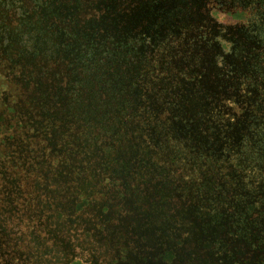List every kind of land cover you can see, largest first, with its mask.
Instances as JSON below:
<instances>
[{"label": "trees", "instance_id": "obj_1", "mask_svg": "<svg viewBox=\"0 0 264 264\" xmlns=\"http://www.w3.org/2000/svg\"><path fill=\"white\" fill-rule=\"evenodd\" d=\"M193 1L176 0V41L202 10L222 13L221 26L244 28L252 62L240 80L236 64L220 61L230 95H203L207 69L192 63L206 45L176 44L189 63L173 72L176 111L156 113L163 88L154 84L172 70L132 45L155 38L166 56L172 37L161 18L149 23L128 0H0V79L21 92L0 101V264H55L81 252L88 264H117V246L118 264H132L134 239L148 244L136 228L172 224L175 206L176 238L187 218L229 237L238 222L264 218V24L248 21L257 12L263 21L264 0ZM234 48L223 41L215 54ZM201 107L214 111L197 117Z\"/></svg>", "mask_w": 264, "mask_h": 264}, {"label": "rangeland", "instance_id": "obj_2", "mask_svg": "<svg viewBox=\"0 0 264 264\" xmlns=\"http://www.w3.org/2000/svg\"><path fill=\"white\" fill-rule=\"evenodd\" d=\"M128 1L130 3L133 2L139 5L141 4L140 8L143 14L145 13V15L148 17L147 19L149 23H154L156 18H161L162 23H164L166 34L169 33L172 37V44H170V46L168 45L169 47H165L168 50V52H165L166 56L161 49L162 46L159 43H156L157 39L155 40V38L150 42L142 43L141 41V43H134V46L132 45V47H136V49L139 47L140 50H147L153 60L159 61L163 71L172 70V72H165L167 75L163 73V75L158 77L160 79L157 81V84L158 82H169L171 84L170 88H173L170 90L171 96L167 95V92H169L168 89L170 88L161 87V85L154 84L155 81H152L154 87L159 88V91L163 88L158 102H153L152 104V110L154 112L161 113L165 112L166 110L176 111V78L178 75L173 72H175L174 70L176 69V64H178L179 61L181 62V57L178 59L176 58V44H188L189 46L192 45L193 48L196 46V42H198V44H203L204 46L206 45L204 58H199L196 60V63H192L193 65L197 66L198 69H207L208 73L205 71V78L203 80V85H205L202 88L203 95H210L208 92L209 88L213 92L212 95L216 98L222 94H229V92L226 91L225 85H223L221 81H218L220 76L224 74L223 70L220 71V61H223V59L227 58L230 61V64H236L238 67L236 70L237 78L240 80L242 78L245 79V72L242 70L243 66H247L248 64L251 65L252 61L250 62L247 59L245 60V53L250 52V50L248 49L245 51L243 47V38H245L243 37L244 28L241 27L242 30H237L233 27L221 26L223 20L222 13H218L214 16L208 13L207 10H202L201 13L204 16V19L200 16H197V20H195L194 23V26L197 28L195 29L188 26L182 27V35L180 36L179 40L176 41V0ZM182 1H185L186 4H190L193 7L196 6V3L193 0ZM259 3L262 2L259 1ZM196 10L194 11V14H197ZM260 14V12H257V14L253 13V15H250L251 17L248 21H251L253 24L257 22L264 24V18H261L263 20L262 22L259 20ZM172 22L173 24L170 25ZM217 34H221V36L217 37ZM206 38H208V42L206 41ZM216 38H220L219 41ZM223 41L233 43L235 46L232 52L231 50L226 52L227 55H225L224 58L220 57L221 55L215 54L217 45ZM182 64L189 66V63L187 62H183ZM198 75L199 78L203 77L200 72H198ZM212 75H215V77ZM193 77H196V75ZM152 79L154 78L152 77ZM262 79L263 76L254 75L255 84H258V82H260ZM150 89H152V86ZM196 93V89H194L192 94ZM19 95H21V92H16L12 88H10V90L7 89V86L2 85V79H0V101L10 100L14 102L15 100L19 99ZM211 111L214 110H211V108L201 107L197 117L205 114L211 115ZM219 112L221 111L219 110ZM207 121L209 122V120ZM210 125H212V123ZM147 194L148 192H146V195ZM174 208V210H171L172 213L169 211V215H172V224H165L166 226H164L163 223L155 224L152 221H145L140 227L136 228V230L139 229L140 231L146 230V234H148V236L145 234L144 239L147 237L148 244L147 241L145 243H141L136 242V239H134L133 246L130 245L131 247L128 253V258H131L130 261L132 264H241V262L245 264H264V218H258V221H251L248 224L244 221L238 222L236 228L233 229L231 227L232 235H230V237L226 232L220 230L217 231V227H212L211 223L208 221L202 220L198 222V220H194L196 217L194 219L187 218L186 221L188 223L185 225L183 223L178 224L180 229L183 227L184 232L183 234L176 233L178 237L176 238L173 230L176 231L177 225L176 220L174 222V219H176V212L181 213V208L179 207L177 210L176 206ZM166 227L170 229V237H165L163 235L164 228ZM239 232L244 234L245 238H249H246L251 242L249 251L245 250L247 248L243 246L244 241L241 238V234H238ZM32 239V245L37 243L34 240V237ZM176 239L178 241H176ZM197 239L207 242V245L203 247L198 243ZM260 241H262V243H258ZM116 248L118 251H110L109 256L112 258V260L117 257L118 264L120 261L118 259L119 246ZM132 253L134 255H132ZM91 258L92 256L89 257L87 253L81 252L79 257H77L75 260L67 257L66 255L62 260L57 261V263L59 262V264H68L74 261L75 264H88V260Z\"/></svg>", "mask_w": 264, "mask_h": 264}]
</instances>
